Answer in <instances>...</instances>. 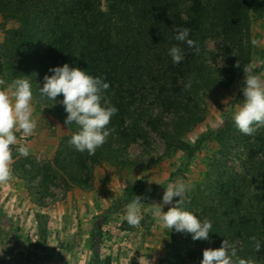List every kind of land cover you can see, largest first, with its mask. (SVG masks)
<instances>
[{"label":"trees","instance_id":"16d2710c","mask_svg":"<svg viewBox=\"0 0 264 264\" xmlns=\"http://www.w3.org/2000/svg\"><path fill=\"white\" fill-rule=\"evenodd\" d=\"M251 14L264 15V0H0V16L15 19L20 26L0 47L1 75L10 82L27 76L33 96L53 104L64 124L68 113L63 95L52 102L39 93L45 75L53 74L49 70L64 64L102 77L110 85L102 105L118 109L108 125L114 131L94 155L69 145L79 126L65 124L70 134L60 142L53 160L40 164L32 157L23 159L24 177H39L42 186L60 182L69 189L72 185L89 188L102 160L124 164L120 158L125 157L128 146L140 141L148 144L152 134L186 155L188 171L203 145L215 134L225 138L230 124L208 130L194 141L181 139L202 119L197 104L200 91L221 87L223 80L239 77L245 65L255 74L264 70V51L253 65L247 45ZM209 25L222 35L219 53L206 50ZM184 27L190 29L188 38L199 46L198 55L186 41L175 40V30ZM173 46L180 47L184 54L178 64L169 55ZM218 60L221 63L216 65ZM237 61L239 68L235 66ZM189 77L193 78L192 87L185 90ZM233 133L232 139L244 144V175L232 174L226 182L218 183L215 197L199 187L192 196L197 205L193 213L201 221L212 223L209 242L222 244L228 238L234 244L239 240L241 244L235 248L240 258L264 264V127L251 136L238 129ZM26 164L35 173L26 170ZM134 186L142 184L135 181ZM153 194L154 190L148 196ZM126 200L131 202V195ZM14 231L25 232L20 225ZM27 233L37 250L52 249L45 229L38 240L33 239V232ZM172 233L189 238L184 243L188 249L184 251L179 245L178 264L197 262L207 241L193 240L192 234L175 229ZM253 236L261 244L259 251L254 250Z\"/></svg>","mask_w":264,"mask_h":264},{"label":"rangeland","instance_id":"374dc122","mask_svg":"<svg viewBox=\"0 0 264 264\" xmlns=\"http://www.w3.org/2000/svg\"><path fill=\"white\" fill-rule=\"evenodd\" d=\"M19 28L15 19L0 16V47L8 34ZM208 29L211 35L206 41V50L219 53L222 35L210 25ZM247 38L255 65L257 55L264 51V15L251 14ZM253 40L257 41L255 45ZM207 61L211 63L210 56ZM220 63L218 60L216 65ZM256 75L264 81V70ZM6 77L0 74V79L6 81L5 87L11 83ZM222 83L221 87L200 91L197 104L202 119L181 139L194 141L208 130L221 129L227 122L231 126L227 125L225 138L215 134L203 145L188 171H185L186 155L152 134L148 144L140 141L128 146L125 157L120 158L124 164L102 160L94 170L89 188L71 184L69 189L60 182L42 186L39 177H24L21 165L27 157L20 156L16 147H28V157L42 164L53 160L60 142L70 134L54 105L33 96V118L37 127L29 136L17 132L18 144L13 146V177L8 183L0 184V264H178L179 245L184 251L188 249L184 243L189 238L173 235L174 228H165L153 216L152 204L162 203L168 184L183 182L188 191L182 207L195 212L197 205L192 196L199 187L215 197L218 183L226 182L232 174L244 175V144L232 139L237 129L232 116L245 99L242 92L246 86L245 73ZM25 169L35 173L30 164H26ZM135 181H140L142 186L135 187ZM162 184L165 186L161 187ZM152 190L154 194L148 196ZM128 195L131 199L133 196L142 198L139 227H131L124 219ZM179 199L174 197L172 204L164 205L162 210L166 212ZM17 225L25 232L16 233ZM42 229L47 231L46 238L52 248L48 252L37 250L28 238L27 231H31L33 239H41ZM206 241L208 245L203 251L221 246L216 240ZM240 244L237 240L233 245ZM202 258L203 253L197 262L186 264H200ZM254 264L259 263L254 261Z\"/></svg>","mask_w":264,"mask_h":264},{"label":"clouds","instance_id":"9594fccd","mask_svg":"<svg viewBox=\"0 0 264 264\" xmlns=\"http://www.w3.org/2000/svg\"><path fill=\"white\" fill-rule=\"evenodd\" d=\"M175 40L185 42L193 48L195 54H199L197 43L189 39L190 29L187 27L176 29ZM253 45L257 41H252ZM169 55L174 64L184 59L183 51L178 46L169 50ZM237 68L241 67L237 61ZM53 74L45 75L43 87H39L41 97L55 101L56 97L63 95V105L68 113L65 124L75 123L78 131L72 134L68 143L76 151L88 155H94L96 150L106 143L107 138L114 129H109L111 118L118 112L115 106L102 105L104 92L110 87L102 77L92 76L79 67H62L50 69ZM245 87L242 89L245 97L242 105L232 116L237 129L245 135H253L259 128L264 127V81L253 74L252 69L245 65ZM193 78L189 77L185 84V90L192 87ZM6 85L4 79H0V184L11 181L13 177V146L18 144L17 132L25 136L31 135L37 122L33 118V92L27 76L14 79ZM15 151L22 157L29 156V148L20 145ZM188 186L183 182L168 184L162 197V203L152 204V214L167 229H175L177 232L192 234L193 240H208L212 229V223L208 219L201 221L193 212L184 210L185 193ZM180 199L166 212L163 206L172 204L173 198ZM142 198L133 196L126 206L124 219L131 227H139L141 223L140 206ZM254 250L259 251L260 242L255 236L250 237ZM200 264H254L252 259H242L237 255V249L227 239L216 249H205Z\"/></svg>","mask_w":264,"mask_h":264}]
</instances>
